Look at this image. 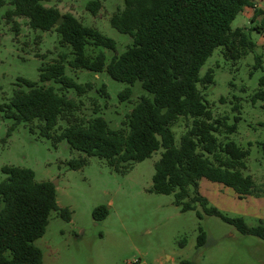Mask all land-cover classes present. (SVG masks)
Instances as JSON below:
<instances>
[{"label":"trees","instance_id":"trees-1","mask_svg":"<svg viewBox=\"0 0 264 264\" xmlns=\"http://www.w3.org/2000/svg\"><path fill=\"white\" fill-rule=\"evenodd\" d=\"M46 1L0 0V8L11 7L6 12L9 21L27 18L34 30L59 33L61 43L72 48V68L107 72L114 80L130 86L139 81L151 97L142 96L137 101L127 116L126 127L112 129L102 116L83 123L75 116L78 102L60 94L54 84L62 91L74 90L78 97L93 90V84H80L67 76L62 58L42 66L38 81L19 78L12 97L0 103L4 118L14 121L8 136L18 125L27 124L32 132L38 130L55 146L66 141L71 150L84 154L67 162L72 170L87 165L89 157H99L114 171L122 172L162 150L155 163L152 191L173 194L183 212L195 210L199 203L206 215L219 217L243 235L264 240L263 222L249 227L242 217L230 218L209 207L207 198L198 191L200 181L205 179L232 189L239 199L260 196L253 178L245 174L249 150L219 138L222 133L237 132L239 105L233 108L238 111L234 123H228L227 117L214 118L198 87L214 83L212 70L203 77L200 71L216 48L222 47L225 57L233 60L255 50L256 44L247 31L261 33L264 23L249 29L232 28L238 14L254 7L253 0H124V7L110 17V24L128 35L132 43L109 63L103 53L89 59L85 49L94 45L116 50V41L83 25L71 14L61 15L57 8L44 6ZM87 7L96 16L102 6L98 0H90ZM261 13L255 9L252 21ZM60 18L63 22L57 25ZM261 64L257 56L256 67ZM259 85L252 100L261 101L264 111V76ZM131 96L130 87L119 95L121 101ZM180 119L189 123L177 142L172 128ZM60 121L68 126L59 128ZM259 147L264 157V141ZM2 172L6 177L0 181V264H43L42 251L34 242L45 234L52 212L67 220L71 212L58 206L55 185L36 181L31 169L5 165ZM107 215L104 206L94 209L96 221ZM204 242L205 235L201 233L198 247Z\"/></svg>","mask_w":264,"mask_h":264},{"label":"rangeland","instance_id":"rangeland-1","mask_svg":"<svg viewBox=\"0 0 264 264\" xmlns=\"http://www.w3.org/2000/svg\"><path fill=\"white\" fill-rule=\"evenodd\" d=\"M98 1L102 7L96 16L87 7L90 0H47L43 4L57 8L61 15H73L83 25L116 41V50L94 45L85 49L89 59L103 53L109 63L131 45L132 39L110 24V17L124 7V0ZM10 8H0V103L12 97L19 78L38 81L42 66L62 58L67 76L80 84H93V90L82 97L74 90H59L60 86L54 84L60 94L78 102L75 116L83 123L102 116L112 129L126 127L127 116L137 101L142 96L151 97L139 81L130 86L114 80L107 72L72 68V48L61 43L59 33L34 30L27 18L9 21L6 12ZM254 25L244 12L232 22L233 29ZM247 34L255 42V50L233 60L225 57L222 47L216 48L200 71L203 77L212 70L214 83L198 87L214 118L227 117L228 123H234L238 111L233 108L239 105L241 120L237 132L222 133L219 138L249 150L245 174L253 178L260 196L239 199L232 189L205 179L200 181L198 191L207 198L209 207L230 218L242 217L249 227H256L264 223V157L259 147L264 141V111L263 103H254L252 98L264 76V43L257 31L248 30ZM257 56L262 60L260 67H256ZM127 87L132 96L121 101L119 95ZM188 123L180 119L173 126L177 142ZM13 125L14 121L0 112V181L6 177L2 172L5 165L29 168L36 181L55 185L58 206L71 212L70 220L52 212L45 234L34 242L42 251L43 264H181L183 260L191 264H221V258H215L221 251H243L249 261L264 264V240L243 235L219 217L206 215L199 203L195 210L183 212L173 194L152 191L155 163L162 150L122 172L114 171L99 157H89L87 165L72 170L67 162L84 156L83 153L71 150L66 141L55 146L38 130L32 132L27 124L18 125L8 136ZM67 126L65 121L59 122V128ZM99 206L108 210L102 221L93 217ZM201 233L205 242L198 247Z\"/></svg>","mask_w":264,"mask_h":264},{"label":"crops","instance_id":"crops-1","mask_svg":"<svg viewBox=\"0 0 264 264\" xmlns=\"http://www.w3.org/2000/svg\"><path fill=\"white\" fill-rule=\"evenodd\" d=\"M253 3L256 7H247L243 12L251 20L252 24H255L254 26H262L264 23V0H253ZM255 9L261 11L262 13L257 15L254 21H252ZM259 34L261 37V43H264V30ZM230 253L231 252L226 253L225 251H221V255L216 254L215 258H221V264H255V262H251L247 259V255L243 251H238L235 254H233V252L232 254Z\"/></svg>","mask_w":264,"mask_h":264},{"label":"water","instance_id":"water-1","mask_svg":"<svg viewBox=\"0 0 264 264\" xmlns=\"http://www.w3.org/2000/svg\"><path fill=\"white\" fill-rule=\"evenodd\" d=\"M63 22V18H60L57 22V25H60Z\"/></svg>","mask_w":264,"mask_h":264},{"label":"built area","instance_id":"built-area-1","mask_svg":"<svg viewBox=\"0 0 264 264\" xmlns=\"http://www.w3.org/2000/svg\"><path fill=\"white\" fill-rule=\"evenodd\" d=\"M254 7H256V6H254Z\"/></svg>","mask_w":264,"mask_h":264}]
</instances>
